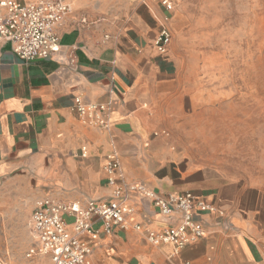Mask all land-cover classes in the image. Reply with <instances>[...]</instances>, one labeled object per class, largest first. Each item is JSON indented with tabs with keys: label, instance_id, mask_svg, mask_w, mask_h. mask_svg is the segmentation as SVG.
<instances>
[{
	"label": "crops",
	"instance_id": "crops-1",
	"mask_svg": "<svg viewBox=\"0 0 264 264\" xmlns=\"http://www.w3.org/2000/svg\"><path fill=\"white\" fill-rule=\"evenodd\" d=\"M65 1L73 13L57 28L59 54L23 63L0 43V180L17 194L0 198L8 249L0 254L29 250V219L45 198L107 200L104 166L115 156L126 182L161 196L191 191L224 214L201 215L206 236L176 254L172 245L146 236L175 223L133 195L131 226L100 233L89 264H264L263 139L230 136L258 120L256 114L190 68L187 21L200 0H174L172 10L159 0ZM164 27L171 44L161 55L154 40ZM69 47L77 48V71L68 63ZM77 97L108 105V127L86 124L74 111ZM220 129L227 136L217 134ZM235 142L241 148L233 149ZM11 261L50 264L49 258Z\"/></svg>",
	"mask_w": 264,
	"mask_h": 264
},
{
	"label": "built area",
	"instance_id": "built-area-1",
	"mask_svg": "<svg viewBox=\"0 0 264 264\" xmlns=\"http://www.w3.org/2000/svg\"><path fill=\"white\" fill-rule=\"evenodd\" d=\"M159 1L165 8L174 9V0ZM72 13L71 4L65 0L0 2V43L9 44L23 63L49 59L62 50L57 28ZM170 41L171 34L164 27L154 40L156 51L161 55L166 53ZM76 50L69 47L68 63L77 71ZM108 109L105 104H86L79 97L74 105V111L86 124L101 128L108 127L105 118ZM81 150L82 156L86 157V148ZM104 167L111 188L107 200L60 203L47 197L32 213L29 228L33 243L25 254L27 260L49 258L50 264H89L93 244L99 240L100 233L110 236L116 228L126 230L131 226L130 217L136 212L130 204L133 195H141L151 202L165 222L175 223L161 231L148 232L146 236L155 245H172L176 254L206 236L204 222L198 219L201 215L224 214L207 199L191 191L161 196L143 184L126 182L115 156L110 157ZM98 224H101L99 229ZM134 228L143 230L141 224H135Z\"/></svg>",
	"mask_w": 264,
	"mask_h": 264
},
{
	"label": "rangeland",
	"instance_id": "rangeland-1",
	"mask_svg": "<svg viewBox=\"0 0 264 264\" xmlns=\"http://www.w3.org/2000/svg\"><path fill=\"white\" fill-rule=\"evenodd\" d=\"M197 6V12L187 21L193 32L186 39L190 47L186 57L194 65L190 68L195 76L208 77L213 89L226 88L229 98H238L245 110L252 112L250 115L256 114L258 120L231 129L230 136L238 140L240 136L257 134L264 144V0H200ZM201 60L206 65L197 66ZM254 103L258 104L255 111L249 108ZM223 132L228 130L220 129L217 134L227 136ZM232 146L236 149L242 145L235 142ZM15 195L5 190L0 180V198ZM6 227L0 223V250L7 249ZM25 252L19 257L0 254V261L11 264L12 258L14 262L27 260Z\"/></svg>",
	"mask_w": 264,
	"mask_h": 264
}]
</instances>
